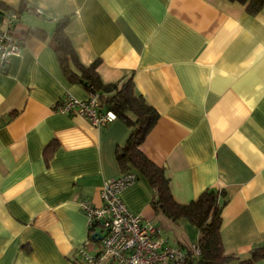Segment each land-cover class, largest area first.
I'll return each instance as SVG.
<instances>
[{
  "label": "crops",
  "instance_id": "obj_1",
  "mask_svg": "<svg viewBox=\"0 0 264 264\" xmlns=\"http://www.w3.org/2000/svg\"><path fill=\"white\" fill-rule=\"evenodd\" d=\"M0 2L26 7L14 28L20 55L0 74V264H82L88 225L78 201L100 206L103 182L123 173L115 152L130 130L121 120L93 127L56 111L66 96L89 97L63 78L51 47L66 17L79 62L96 63L103 84L132 78L157 111L139 149L169 178L173 199L223 191L224 251L245 259L264 245V10L252 17L227 0ZM153 196L139 178L121 198L163 245L196 244V228L156 215Z\"/></svg>",
  "mask_w": 264,
  "mask_h": 264
},
{
  "label": "trees",
  "instance_id": "obj_2",
  "mask_svg": "<svg viewBox=\"0 0 264 264\" xmlns=\"http://www.w3.org/2000/svg\"><path fill=\"white\" fill-rule=\"evenodd\" d=\"M227 1L242 5L252 17L264 10V0ZM24 8L26 7L21 6L16 10L0 2V15L5 16L9 12L19 15ZM68 23V17L57 21L51 38V47L60 72L68 83L82 86L89 97L97 98L99 112H111L128 127L130 133L124 146L118 147L115 152L116 162L123 171L122 174L132 173L137 180L143 178L153 189L151 206L154 213L174 223L187 222L198 231V254H194L187 246L180 247L186 254L187 264H256L264 260V245L252 248L245 259H239L224 251L220 235L221 211L226 204L223 191L207 189L185 204L177 203L173 199L169 178L139 149L158 120L157 111L135 91L132 78L114 84H103L96 73V63L88 67L82 65L65 32ZM13 33L15 34L14 30ZM30 35L40 34L33 31ZM17 38L22 43L18 36ZM94 231V227L88 228V239L84 244L86 248L91 243V234Z\"/></svg>",
  "mask_w": 264,
  "mask_h": 264
},
{
  "label": "built area",
  "instance_id": "obj_3",
  "mask_svg": "<svg viewBox=\"0 0 264 264\" xmlns=\"http://www.w3.org/2000/svg\"><path fill=\"white\" fill-rule=\"evenodd\" d=\"M34 12L40 14L39 10ZM4 20L5 28L0 29V74L5 72L12 57L20 55L22 49V43L13 33L19 15L6 13ZM56 111L81 116L93 127L105 126L115 119L111 112L98 111L95 96L82 101L66 96ZM136 181L132 173L105 180L100 189V206H94L87 200L78 201L79 211L86 217L88 228L94 227L101 237L94 254H90L85 245L76 251V257L82 264H187L184 250L163 245L162 241L153 238L157 230L127 210L121 195ZM187 247L194 254L199 253L196 244Z\"/></svg>",
  "mask_w": 264,
  "mask_h": 264
},
{
  "label": "water",
  "instance_id": "obj_4",
  "mask_svg": "<svg viewBox=\"0 0 264 264\" xmlns=\"http://www.w3.org/2000/svg\"><path fill=\"white\" fill-rule=\"evenodd\" d=\"M0 20H1V17H0ZM100 234H99V232H94L92 235H91V239L93 240V241H98V240H100Z\"/></svg>",
  "mask_w": 264,
  "mask_h": 264
},
{
  "label": "rangeland",
  "instance_id": "obj_5",
  "mask_svg": "<svg viewBox=\"0 0 264 264\" xmlns=\"http://www.w3.org/2000/svg\"><path fill=\"white\" fill-rule=\"evenodd\" d=\"M95 250L90 251V254H94ZM258 264H264V260H261Z\"/></svg>",
  "mask_w": 264,
  "mask_h": 264
}]
</instances>
